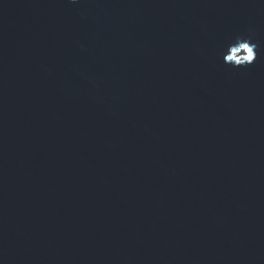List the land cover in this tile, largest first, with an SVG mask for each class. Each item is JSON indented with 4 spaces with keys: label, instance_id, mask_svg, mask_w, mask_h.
<instances>
[{
    "label": "water",
    "instance_id": "1",
    "mask_svg": "<svg viewBox=\"0 0 264 264\" xmlns=\"http://www.w3.org/2000/svg\"><path fill=\"white\" fill-rule=\"evenodd\" d=\"M264 0H0V264H264Z\"/></svg>",
    "mask_w": 264,
    "mask_h": 264
},
{
    "label": "clouds",
    "instance_id": "2",
    "mask_svg": "<svg viewBox=\"0 0 264 264\" xmlns=\"http://www.w3.org/2000/svg\"><path fill=\"white\" fill-rule=\"evenodd\" d=\"M69 3L78 5L80 0H69ZM261 51L264 49L260 48L259 42L255 39V34L249 32L248 34L236 35L219 49L217 55L222 58L223 64L232 68H241L251 66Z\"/></svg>",
    "mask_w": 264,
    "mask_h": 264
}]
</instances>
